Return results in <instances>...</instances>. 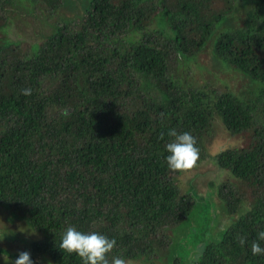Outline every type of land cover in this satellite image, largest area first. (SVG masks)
I'll return each mask as SVG.
<instances>
[{
    "label": "trees",
    "instance_id": "obj_1",
    "mask_svg": "<svg viewBox=\"0 0 264 264\" xmlns=\"http://www.w3.org/2000/svg\"><path fill=\"white\" fill-rule=\"evenodd\" d=\"M69 1L77 2L0 0V204L38 232L34 264L40 255L81 264L59 248L68 226L114 239L109 264L162 257L173 226L212 189L179 191L176 181L195 167L167 168L168 133L196 138L197 164L214 116L246 140L213 156L239 181L220 191L228 212L241 213L204 236L188 264H264L250 252L264 230V0H82L81 14ZM41 3H64L72 18L41 40L3 38L19 14L8 7L31 17ZM234 8L237 24L222 27ZM207 43L236 72V92L175 76L173 66Z\"/></svg>",
    "mask_w": 264,
    "mask_h": 264
},
{
    "label": "rangeland",
    "instance_id": "obj_2",
    "mask_svg": "<svg viewBox=\"0 0 264 264\" xmlns=\"http://www.w3.org/2000/svg\"><path fill=\"white\" fill-rule=\"evenodd\" d=\"M81 2L82 0H77L75 4L73 1H69V4L81 14L83 7ZM56 7V9L51 8L50 5L41 3L37 13L36 10L28 12L31 17L20 15L24 13L19 12L16 7H8V9H16L19 14L14 17V22L11 24V33L9 32L3 38L7 41L8 39L15 40L16 36V40L20 42L25 38L28 40L45 38L58 23H65L72 18V14L69 13L71 8L69 9L66 4L61 3ZM232 11L233 21L219 22L222 27L237 24V20H235L238 17L237 10L234 8ZM1 13L2 11H0ZM217 30L220 31V29ZM208 37L212 38L213 36ZM201 48L203 49L195 52L192 57H186L185 60L177 62L173 66L175 76L186 86L199 87L207 84L210 87L227 88L233 92L234 83L239 84L235 82V77H238L236 72L218 61L213 53V48L208 43ZM240 86L238 91L246 89L242 82ZM210 134L212 136L207 147L204 148V156L194 165L195 172L190 171L183 174L176 184L182 193L188 192L189 189L196 190L198 187L200 190L203 184L210 185L212 189L204 201L197 203L191 217L185 219L181 224L173 226V231L171 230L170 234L173 244L167 247L162 253V257L154 258L151 264H188L197 254L198 246L204 236L215 235L219 231V227L226 228L241 213L239 212L241 209L232 213L228 212L226 195L223 198L220 191L221 187L231 186L234 188L235 182L239 183V181L228 169L220 167L213 160V156L217 151L226 147H240L246 140L243 135L230 136L227 134L218 116L212 118L209 137ZM196 172L198 176L193 175ZM204 189L207 188L204 187ZM38 237V232L34 231L26 217L14 212L6 205L0 204V264H12L13 256L21 251L31 253V242ZM124 260L125 264H149V259L146 260V258ZM37 264L54 263L47 256L40 255Z\"/></svg>",
    "mask_w": 264,
    "mask_h": 264
},
{
    "label": "clouds",
    "instance_id": "obj_3",
    "mask_svg": "<svg viewBox=\"0 0 264 264\" xmlns=\"http://www.w3.org/2000/svg\"><path fill=\"white\" fill-rule=\"evenodd\" d=\"M30 88H21L20 95H31ZM168 135L173 139L164 145L167 153L164 161L169 170L183 171L191 169L198 157L199 148L196 146V138L188 131L177 133L175 129L169 131ZM264 230L256 233V237L250 243V252L253 256H264ZM238 243L243 246L245 237L241 236ZM115 240L97 231L82 232L74 226H68L62 233L59 248L71 254L75 253L80 258L81 264H109L106 254L114 247ZM8 259V258H7ZM5 259V260H7ZM12 264H34L28 251H21ZM111 264H125L121 257H112Z\"/></svg>",
    "mask_w": 264,
    "mask_h": 264
}]
</instances>
